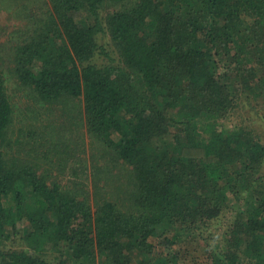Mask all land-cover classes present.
<instances>
[{
    "label": "trees",
    "instance_id": "obj_1",
    "mask_svg": "<svg viewBox=\"0 0 264 264\" xmlns=\"http://www.w3.org/2000/svg\"><path fill=\"white\" fill-rule=\"evenodd\" d=\"M125 1L52 0L14 74L43 102L83 99L88 132L135 172L137 210L94 211L0 149V264H53L48 249L56 264H179L193 238L200 264H264V143L224 125L252 102L264 112V0H131L105 28L103 7ZM105 33L117 65L94 61L114 60ZM6 88L0 70V147Z\"/></svg>",
    "mask_w": 264,
    "mask_h": 264
},
{
    "label": "rangeland",
    "instance_id": "obj_2",
    "mask_svg": "<svg viewBox=\"0 0 264 264\" xmlns=\"http://www.w3.org/2000/svg\"><path fill=\"white\" fill-rule=\"evenodd\" d=\"M51 2L0 0V70L6 79L14 117L9 143L0 149L7 161L15 160L30 167L48 185L57 184L64 192L86 199L94 211L105 202L114 203L126 213L135 211V172L88 132L83 99L65 97L59 102H43L14 74L16 48L33 35L35 24L52 11ZM130 2H109L103 7L101 18L105 28V20ZM99 42L114 60L97 56L94 61L119 64L109 34L102 35ZM224 125L250 129L264 143V112L255 102L241 107L224 121ZM226 229L224 226V231ZM185 241L173 250L179 264L204 262L207 256L205 242L198 238ZM44 256L53 264L62 259L61 253L51 249L45 251Z\"/></svg>",
    "mask_w": 264,
    "mask_h": 264
}]
</instances>
